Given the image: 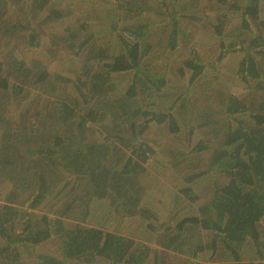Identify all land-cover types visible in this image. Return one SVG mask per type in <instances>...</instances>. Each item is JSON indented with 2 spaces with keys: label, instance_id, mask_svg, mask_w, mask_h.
I'll list each match as a JSON object with an SVG mask.
<instances>
[{
  "label": "trees",
  "instance_id": "16d2710c",
  "mask_svg": "<svg viewBox=\"0 0 264 264\" xmlns=\"http://www.w3.org/2000/svg\"><path fill=\"white\" fill-rule=\"evenodd\" d=\"M83 1L90 17L67 29L68 41L77 52L57 57L55 70L49 71L39 59L31 64L15 56L13 65L19 69L9 72L12 58H0V182L12 187L5 197L0 196L4 199L0 201L2 264L19 261L20 247L32 254L31 248L53 237L59 255H41L30 264L160 261L147 242L104 229L100 222L83 225L96 218L94 205L86 206L82 198L74 196H78L77 184L83 178L89 183L83 196L109 198V209H102V215L135 217L154 234L161 224L157 227L150 222L156 218L155 211L145 198L157 192L156 184L148 183L164 174L173 177L175 195L198 203L195 214L165 226L164 250L188 252L194 258L209 250L214 258L219 249L224 258L208 264H264V35L254 29L264 28V0ZM49 3L37 0L36 6L49 7L45 20L51 21L58 12ZM207 4L222 7L217 23L212 22L218 36L227 20L224 16L231 14L241 20L233 33L244 36L241 40L237 36V42L228 46L237 56L229 69L230 78L218 70L225 52L209 64L195 50L168 74L174 51L191 38L184 25L207 19L204 14L199 16ZM6 8L7 3L0 0V18ZM24 11L21 7L20 15ZM89 68L93 69L84 75ZM124 77H128L125 84L120 80ZM201 78H208L203 88L212 99L205 109L208 113L198 110L206 118L204 124L190 126L191 89ZM238 85L244 89L242 95L228 90ZM41 88L49 92H40ZM176 89L179 91L174 92ZM165 92L169 96L162 99ZM152 125L184 140L189 129V144L200 127L199 134L207 141L199 139L189 153L196 155L198 164L206 158L200 153L210 151L206 170L182 177V168H177L173 156L175 149L147 137ZM94 133L97 143H85ZM61 146L79 151L67 169L60 166ZM86 147L97 150L92 154ZM180 152V156L189 154ZM211 173L226 181L208 191L209 198L203 201L190 185ZM67 177L75 184L65 180ZM53 201L63 202V208L52 206L47 211L45 203L49 206ZM71 212L84 222L67 226ZM188 226L210 235V242H193L195 234ZM185 230H189L187 234ZM217 242L221 244L218 248Z\"/></svg>",
  "mask_w": 264,
  "mask_h": 264
},
{
  "label": "rangeland",
  "instance_id": "374dc122",
  "mask_svg": "<svg viewBox=\"0 0 264 264\" xmlns=\"http://www.w3.org/2000/svg\"><path fill=\"white\" fill-rule=\"evenodd\" d=\"M3 1L7 3L8 8H6L5 13L0 18V58L6 59L7 61L12 58V68H10L9 72H16L19 69L18 65H13L16 62L13 60L15 56H17L18 58H24L27 62H30L31 64L35 59H39L42 62L46 63L45 66L49 71H53L56 69L57 66H59L57 57L65 53L74 55V53L77 52L76 49H72V43L68 41L69 35H67V29L71 26L81 24L84 21L85 17H90L89 11L88 13L85 12L87 4H84L83 0H49V6L52 7L55 12H58L57 16L54 17V20L52 19L51 21L45 20L46 16H48L49 14V7H47L46 9H42L39 6H36L37 0ZM32 5L36 7L31 8ZM21 7H23L25 10V14L23 15H20L19 13ZM40 9L42 11H40ZM221 9L222 7L217 4H207L203 8L204 12H199V16L201 14H204L207 19H205L204 21H189L184 25L186 29L185 31H187L188 35L191 38L183 40L180 46L174 51L175 53L173 54V58L170 61V64L172 65L169 66V68L171 69L169 70L168 74L170 73L172 75V73H174L178 67L182 66L183 60L195 50L200 52L204 59L209 62V64L215 62L218 59L220 53L222 54L223 52H225L223 60L218 66V70L225 71L226 75H228L227 79L230 78L231 73L229 72V69L233 66L234 61L237 60V56L235 55V51H231L232 53L229 52L231 49L228 48V46L234 42H237L235 39L237 36H239L238 40H241L244 35L240 32H236V34L233 33V29L236 26L240 25L241 20L239 19V16H233L231 14L226 17L224 16V18L227 20L225 21L222 35L218 36L214 32L212 22L215 20L214 24L217 23V14L220 13ZM261 16V18H264V5L261 8ZM196 20H199V18ZM254 29L257 34L264 35L263 27L258 28L254 26ZM226 50H228L227 53ZM78 63L82 64V61H79ZM226 66L227 68L225 69ZM90 68L83 72L84 75L88 74L93 69ZM22 73L27 74V72L25 71ZM14 75L16 76V73H14ZM84 75L81 77V79H83V77L85 78ZM17 78L18 77H16V81ZM127 79L128 77L120 78V80L124 84ZM207 80L208 78H201L200 80L195 82L197 84H195L196 87L191 89V113L188 121L190 126L196 124L200 125L202 123L204 124V122L206 121V118L204 119L200 117V115H198V110L202 109V114L208 113V111L205 109L208 106V100H211L212 97L208 94V90L203 88L204 85L208 84ZM182 86L184 87L185 84H182ZM41 90L46 91L45 93L49 92L48 89H39L40 92H43ZM228 90L230 92H240L239 94L242 95V91L244 89L242 88V86L238 85L235 86L234 89H232L233 91H231V88H229ZM178 91L179 90L177 89L174 90V92ZM65 94L66 93H64V95ZM160 96L162 99H165L167 96H169V94L165 92ZM157 109L159 108L157 107ZM201 130L202 129L200 127H197L195 133L193 134V138L190 144L188 142L190 140L189 129L185 130L187 132L186 135H183V137L187 140H184L175 135L169 134L167 132V129L162 126L152 125L147 131V137L153 140L155 143L161 141L167 146L169 145L170 147H172V149H175V154L173 156L174 159L178 161V163H176L178 165L177 168H182V177H188L195 174L196 172L206 170L209 165V157L211 153L210 151L200 153L203 154V156H206V158L200 160V163L198 164L196 155L189 153L193 143L195 144L201 138L204 139V136L199 134ZM204 140L207 141V139ZM97 141V135L96 133H94L88 138H86L85 143L94 146ZM86 149L87 151L92 152V154L94 150H97L92 149L90 147H86ZM181 149L186 150L189 154L180 156L182 154L180 151H184ZM59 151L61 158L60 166L66 169L69 167V164L76 160L77 153L79 152L77 151L76 153H73V148L69 146H61L59 148ZM159 158L163 159V155L160 154ZM182 161H186L187 163H182ZM186 165L187 167H185ZM193 165L197 167H193ZM211 174V176L209 175L208 178H199L192 185L189 184L193 188H196V193H199V195H201L200 198L203 201L208 200L206 199L209 198L208 191L212 192L214 190V186L216 187L220 182L223 183L226 181L225 178H220L218 175H215L213 173ZM160 177L161 178L158 181L148 183V185L152 186L153 184H156L157 192L148 195L146 201L150 202L149 207H152V209L155 211L156 216V218L150 219V222L156 225L157 227L160 223V228L163 230L158 228L160 230H156L157 232L154 231V234H152L148 233V231L146 230L145 223L135 219V217H131V219L130 217L126 219H121V215H119V213L115 214V217L118 216L117 218H115L113 214L112 216L102 215V209L107 208V206L110 205L109 198L102 199L101 197H96L92 194L86 197L83 196L85 193H87V190L89 189L88 181L86 182V180L83 178L77 184L80 187L76 190L78 196L74 197H78V199L82 198V201L86 204V206L87 204L89 207L91 205H94V210L92 211V213L95 214L94 216L96 218H94L93 220L91 219L90 223L88 224H82L85 226H89V224H92V222H94L92 225L95 226L98 225V223L100 222L102 224L101 226L104 229L113 230L114 232L120 233L122 235H127L141 243L147 242L149 246L153 249V251L157 252V254H159L161 257L160 261H152L151 259V261H149V263L147 264H153L156 262V264H160V262H165L166 264H201L199 263V261L204 264H208L209 262L221 261L224 258V254L223 252H221V250L219 251V249H217V253L215 254L214 258L211 257L209 250L204 251L201 254L199 253V257L194 258L187 255L188 252L184 253L183 251L177 250L168 251L164 250L161 247L166 230L165 226H173L176 224L179 218L185 215H191L192 213L195 214L196 208L198 210V203L195 204L193 202H189L188 200L184 201L183 196L175 195L176 193L171 192L173 187H170V185L172 184L171 179H173V177H170V175L167 174L161 175ZM65 180L70 181L71 179L67 177ZM152 180L155 181L153 178ZM70 182L72 184H75L72 181ZM11 188L12 187L9 183L0 182L1 195L6 194L8 191H10ZM133 190L134 189L130 188V193L134 194ZM176 198H179V201L177 203H175ZM0 200L2 199L0 198ZM108 203L109 205H107ZM48 204L49 203H45L47 211H49L52 206L55 207V210H60L64 206L63 202L58 203L57 201H53L52 205L48 206ZM72 213L74 212L68 213L69 218L66 219L67 226H72L76 222H84L83 220L81 221V218H76L77 215ZM78 215L80 217H83L84 211L82 215ZM128 220L129 223L127 222ZM188 229L191 231V233L195 234V236L193 237V242H210L211 236L207 235L205 232L196 231L192 226H188ZM168 231H170V228H168ZM187 231L185 230L186 234ZM1 243L2 241L0 240V244ZM218 246H221L219 242H217V248ZM31 250L33 252L32 254H30L23 247H20L19 251L21 253V256L19 258V261H14L11 264H30L31 260L36 259L38 256L41 255H59V246L57 244L56 237L51 238L49 241L45 242L44 244L38 247H35L34 249L31 248ZM105 263V260H103L102 262L101 260H98L96 262V264ZM0 264H2V261H0ZM67 264L76 263L68 262Z\"/></svg>",
  "mask_w": 264,
  "mask_h": 264
},
{
  "label": "crops",
  "instance_id": "0c3cea01",
  "mask_svg": "<svg viewBox=\"0 0 264 264\" xmlns=\"http://www.w3.org/2000/svg\"><path fill=\"white\" fill-rule=\"evenodd\" d=\"M167 181H169V180H167ZM170 187H173V185L171 186L170 185ZM156 190V189H155ZM172 193H175L176 191L174 190V188H172V191H171ZM0 196H1V194H0ZM3 197H5V194H4V196ZM1 198V197H0ZM146 199H147V197L145 198V201H146ZM4 200V199H3ZM3 200H0V201H3ZM179 201V198H176V201H175V203H177ZM153 202V201H152Z\"/></svg>",
  "mask_w": 264,
  "mask_h": 264
}]
</instances>
